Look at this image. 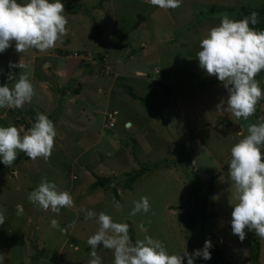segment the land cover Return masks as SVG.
<instances>
[{
  "label": "rangeland",
  "instance_id": "rangeland-1",
  "mask_svg": "<svg viewBox=\"0 0 264 264\" xmlns=\"http://www.w3.org/2000/svg\"><path fill=\"white\" fill-rule=\"evenodd\" d=\"M61 3L68 34L54 49L43 53L30 49L19 55L13 44L0 53V86L11 88L20 74L27 73L35 89L29 110L19 114L0 108V127L16 126L23 135L42 112L55 128L57 123L55 148L47 162L22 158L0 172L3 264H89L87 240L99 225L95 217L85 220V210L129 224L133 243L145 236L162 241L170 255H183L185 249L191 254L210 240L218 247L219 253L211 257L219 264H264V239L246 229L241 243L232 234L231 213L238 201L228 178L231 148L248 134L249 124L264 122V98L247 121L219 113L216 106L223 99L226 107L227 90L199 67L196 57L200 40L218 26L221 14L239 20L242 5L262 6L264 0H182L180 7L168 10L146 0ZM72 51L92 55L95 62L87 66L89 60L68 55ZM19 61L28 68H9V62ZM136 70L146 76L136 75ZM9 75L15 79L9 80ZM255 79L264 92V71ZM76 88L78 93L73 92ZM113 109L117 115L110 127L105 113ZM128 121L131 127L126 128ZM145 166L150 168L132 182L125 179V173ZM107 176L115 178L107 189H91L97 177ZM45 177L71 194L73 207L55 214L29 202L28 194ZM112 186L119 193V210ZM142 196L149 198L150 211L131 216L134 201ZM17 205L23 206L22 215L17 214ZM52 219L59 221L63 232L50 226ZM254 236L260 252L251 261L249 241ZM97 254L102 264H114L112 251L102 244ZM211 261L198 257L194 264Z\"/></svg>",
  "mask_w": 264,
  "mask_h": 264
},
{
  "label": "clouds",
  "instance_id": "clouds-1",
  "mask_svg": "<svg viewBox=\"0 0 264 264\" xmlns=\"http://www.w3.org/2000/svg\"><path fill=\"white\" fill-rule=\"evenodd\" d=\"M146 2L165 10L176 9L182 4V0ZM258 16L253 11L249 16L236 20L221 14L218 26L209 29L200 40V50L196 53L199 67L209 76H216L227 90L226 107L222 99L216 106L217 111L229 113L236 120H249L256 112V105L264 98L260 82L255 79L264 71V31H257L250 26L259 23ZM67 24L68 18L61 0H29L26 4L18 3L17 0H0V53L13 44L19 55L30 49L42 53L54 49L57 42L68 34ZM73 52L68 55L73 56ZM102 59L105 60L103 56ZM91 61L92 56L89 64ZM9 68L21 70L27 69L28 65L20 61L17 64L9 62ZM8 79L13 80L15 77L9 75ZM34 95L35 89L27 73L20 74L13 87L10 88L8 84L0 86V108L22 109L25 104L32 102ZM125 127H131V121L126 122ZM21 131L16 126L0 127V161L12 167L22 152L33 161L42 158L47 162L55 148L57 132L54 122L47 115L37 113L32 127L23 135ZM247 133L231 148L228 163V178L234 186L238 201L233 205L231 229L241 243L246 239V229L264 239V122L249 124ZM27 198L33 205L55 214L74 205L71 194L59 190L57 184L49 182L46 177L41 179ZM114 203L119 210V202ZM16 207L17 214L22 215L23 206ZM150 208L149 198L142 196L134 201L130 215L135 216L141 212L147 214ZM94 217L99 228L87 240L92 257L89 264H102L97 254L100 244L112 251L114 264H183L185 258L187 264H194L198 257L211 259L210 240L205 241L202 249L191 254L185 249L183 255H170L162 241L145 236L143 240L133 243L129 235V224L114 222L104 212L97 214L85 210V220ZM4 223L5 214L0 210V225ZM50 226L64 231L56 219L50 221ZM0 264H3L2 257Z\"/></svg>",
  "mask_w": 264,
  "mask_h": 264
},
{
  "label": "trees",
  "instance_id": "trees-1",
  "mask_svg": "<svg viewBox=\"0 0 264 264\" xmlns=\"http://www.w3.org/2000/svg\"><path fill=\"white\" fill-rule=\"evenodd\" d=\"M74 11V10H73ZM253 11L257 12L259 14L258 16V19H259V23L256 24V25H250L251 27H253L255 30L257 31H264V5L262 6H248V5H242L241 6V12H242V19L249 16ZM139 22V19L137 20V22L135 23L134 26L138 25L137 23ZM102 58V57H101ZM93 63V61H91V64ZM146 76V75H144ZM79 89L76 88V89H73V92L75 93H78ZM29 108H31L28 104H25V106L22 108V109H15L16 112H18L20 114V112H24V110H29ZM112 111H117V110H110V111H107L105 113V124L107 122H109V117L107 116V113L109 112H112ZM116 115L117 113L115 114V120L116 121ZM16 122H19L18 119L15 120ZM115 124V122H114ZM113 124V126H114ZM109 126V124H108ZM112 127V126H110ZM56 129H57V123H56ZM22 158H29L27 157L26 155H18V158L16 159V161L14 163H19L21 161ZM149 166H145V167H141L139 170L137 171H134V172H127L125 173V179H127V181H130L132 182L139 174L143 173L144 171H146L148 169ZM6 168H11V167H7L5 166L2 161H0V172L5 170ZM150 168V167H149ZM112 179H115L114 176L111 177V176H107V177H97V179L94 181V183H92L91 185V189L94 190L98 187L100 188H103V189H107V185H110L111 182H112ZM215 178L212 177L211 178V182L209 183V185L207 186V189H206V186H205V189H206V192H208L209 194L212 192V189H213V180ZM121 185H122V181L119 180L118 181ZM123 187H125V185H123ZM111 190L112 192L114 193V196H115V200L118 202L119 201V193L117 191V187L115 186H112L111 187ZM206 205V201L205 199H202L200 202H199V208L203 211V208L204 206ZM203 218H205L204 214L202 215V220ZM203 225V224H202ZM130 226V225H129ZM129 231H130V237L131 239H133V235H132V230H131V226L129 228ZM250 247H249V253H250V259L251 261H256L258 259V256H259V250H260V243L258 241V239L254 236V237H251L250 238ZM210 253L214 254V255H217L219 253V250H218V247L214 244H212V247L209 249ZM214 255L211 257V262L212 264H219V260L216 258H213Z\"/></svg>",
  "mask_w": 264,
  "mask_h": 264
},
{
  "label": "built area",
  "instance_id": "built-area-1",
  "mask_svg": "<svg viewBox=\"0 0 264 264\" xmlns=\"http://www.w3.org/2000/svg\"><path fill=\"white\" fill-rule=\"evenodd\" d=\"M72 55L77 57V58H79V59H81V60H87V59L91 60V56L87 55V57H85V53H83V52L74 51L72 53ZM155 72H157V70ZM116 113H117V111H112V112L107 113V116L110 119L109 122H108L109 126H113V124L115 122L114 120H115V114Z\"/></svg>",
  "mask_w": 264,
  "mask_h": 264
},
{
  "label": "crops",
  "instance_id": "crops-1",
  "mask_svg": "<svg viewBox=\"0 0 264 264\" xmlns=\"http://www.w3.org/2000/svg\"><path fill=\"white\" fill-rule=\"evenodd\" d=\"M57 54L56 53H53V56L55 57ZM92 56V55H91ZM101 56V55H100ZM92 59H93V62H95V59H94V56H92ZM47 63L48 64H46L45 63V65H46V67H50L51 65H50V63L47 61ZM87 66H92V64H88ZM57 71H59V73H63V76H66V73H65V71L64 70H57ZM139 72L141 73L142 71H140V70H136V75L138 74L139 75ZM91 73V71L89 72V74ZM139 76H144V75H139ZM63 82V81H62ZM48 85H50V84H48ZM44 86L46 87V84H44ZM56 88H58V85H56ZM63 88H64V86H62V87H60V89L61 90H63ZM100 89V88H99ZM56 91H57V89H56ZM38 104H36V106H37ZM44 109V106H41L40 105V110L41 111H38V112H42V110ZM43 114L45 113V112H42Z\"/></svg>",
  "mask_w": 264,
  "mask_h": 264
}]
</instances>
